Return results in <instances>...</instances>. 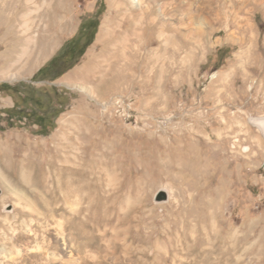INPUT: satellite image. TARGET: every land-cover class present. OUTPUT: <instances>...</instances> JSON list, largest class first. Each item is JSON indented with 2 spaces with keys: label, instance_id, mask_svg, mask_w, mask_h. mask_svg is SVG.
Segmentation results:
<instances>
[{
  "label": "rangeland",
  "instance_id": "1",
  "mask_svg": "<svg viewBox=\"0 0 264 264\" xmlns=\"http://www.w3.org/2000/svg\"><path fill=\"white\" fill-rule=\"evenodd\" d=\"M203 1L143 0L139 23L131 0H0V84L36 89L103 9L80 62L47 84L69 98L54 129L0 113V156L43 160L50 189V163L92 168L66 201L2 175L0 264H264V6ZM26 39L33 61L10 63ZM16 100L0 91V111Z\"/></svg>",
  "mask_w": 264,
  "mask_h": 264
},
{
  "label": "trees",
  "instance_id": "2",
  "mask_svg": "<svg viewBox=\"0 0 264 264\" xmlns=\"http://www.w3.org/2000/svg\"><path fill=\"white\" fill-rule=\"evenodd\" d=\"M103 10V9H102ZM102 10L84 18L77 33L58 50L55 56L33 76L31 82L45 83L43 89H36L31 83L21 82L10 86L0 84V91L14 96L17 100L14 107L0 111L6 115V122L12 127V121L25 120V129L37 127L34 132L47 136L54 129V121L69 105L65 90L47 84L53 83L72 70L82 59L86 50L93 44L99 26L98 17Z\"/></svg>",
  "mask_w": 264,
  "mask_h": 264
},
{
  "label": "bare ground",
  "instance_id": "3",
  "mask_svg": "<svg viewBox=\"0 0 264 264\" xmlns=\"http://www.w3.org/2000/svg\"><path fill=\"white\" fill-rule=\"evenodd\" d=\"M249 1H255L257 4L259 3L262 6H264V0H246V1L242 2L241 4L237 3V1L235 2V0H204L203 3H201L200 5H201V7H205V6H210L211 4L216 2L220 9H224V8L234 9V6L238 5V9L240 10ZM142 3H143V0H131V4H132V7L135 10V12L138 11V13H140V18L138 21L139 23L143 19L144 14L146 12H149V6L143 7ZM139 23L133 22V25L138 26ZM204 24H208V23L205 21ZM246 25H248V22L246 23ZM30 45H31L30 40H28V39L24 40L22 42V44H20V46L14 51V53L10 54V59H11L10 63L21 64V62L23 60H26L27 62H32L33 61L32 59H34L35 55L29 51V48L31 47ZM73 159H75V158H73ZM10 161H12L11 165H10ZM81 161H82L81 163H78L79 164L78 167L69 166L67 157H63L60 159V161H59L60 165L59 166L52 167V163H50L51 164L50 167L54 168V170L56 169L58 174H60L59 175L60 177H59L57 183H53L54 185L56 184L54 186L55 188L50 189L48 187L49 186L48 185L49 184V178L47 175L48 173H47L45 166L43 165L44 164L43 160H39L38 158H36L34 155H31L30 153H29V155L23 154V155L15 156V157H14V155L9 156L7 154H2L0 156V175H1L0 182L3 179L2 178V175H3L7 180H10V185L16 186L17 188L22 189L26 192H29L28 188L39 189V190H42V192H44L47 197L52 198V199H55V194L61 193L62 199L64 201H66V200H69V194H70L71 188H72V191L80 192V191L87 190L89 187H91L90 184L92 181H90V179H89L90 171H92L91 170L92 168L90 167L91 164H90V162H86L88 160H85V161L81 160ZM102 161L104 162L105 160H102ZM102 161L100 160V162H102ZM76 164H77V162H76ZM97 165H99V164H97ZM94 167H96V166H94ZM102 174H104V173H102ZM6 191L9 193L8 189ZM84 196H86V195H84ZM19 204H21V203L19 202ZM29 211H32V210L29 209ZM19 213H21V212H19ZM123 221H125V220H123ZM51 228H52L53 233L56 236L60 237V235H63V234H59V229L57 227L54 226ZM6 244L11 245L12 243L10 244L8 242Z\"/></svg>",
  "mask_w": 264,
  "mask_h": 264
}]
</instances>
